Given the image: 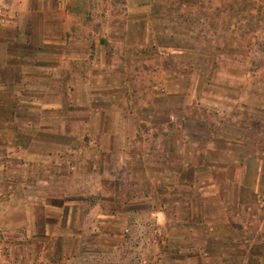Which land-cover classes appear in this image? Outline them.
Returning a JSON list of instances; mask_svg holds the SVG:
<instances>
[{
  "label": "rangeland",
  "instance_id": "obj_1",
  "mask_svg": "<svg viewBox=\"0 0 264 264\" xmlns=\"http://www.w3.org/2000/svg\"><path fill=\"white\" fill-rule=\"evenodd\" d=\"M90 3L73 121L0 124V264H235L245 224L264 263V0Z\"/></svg>",
  "mask_w": 264,
  "mask_h": 264
},
{
  "label": "crops",
  "instance_id": "obj_2",
  "mask_svg": "<svg viewBox=\"0 0 264 264\" xmlns=\"http://www.w3.org/2000/svg\"><path fill=\"white\" fill-rule=\"evenodd\" d=\"M90 1L0 0V107H6L8 110L5 116H0V124L8 127L9 132L17 129L28 130L29 125L23 127L16 123L32 121L26 117L30 110L40 112L37 116L40 125L33 128V137L26 138L24 130L19 134L25 135H17V140L28 139L25 143L19 141L17 147L20 150L43 143L44 138L54 134L47 129L48 124L44 122L41 113L57 108H69L67 116L73 121L75 77H78L80 68L81 72L84 68H89L88 63L82 64L84 60L93 56L99 58L101 55L100 52L95 54L94 51L83 50L78 46L75 49V44L90 41L89 37L88 40L86 38L89 27L87 20L89 21L93 12ZM214 63L211 62V66ZM68 97L70 100L65 102L64 99L67 100ZM245 153L247 151L241 153L242 156L238 157L235 163L244 165ZM229 154L232 155L233 151ZM230 166L229 162L224 166L207 167L227 171ZM220 185L221 180L212 178L201 188V192L207 187L217 188ZM253 192L261 201L260 194L256 190ZM211 194L212 192L210 196L216 195ZM202 196L208 195L201 194ZM240 200L242 202L243 199ZM28 220L31 228L35 226L34 214L29 213ZM232 229V243H224L222 248L240 250L241 254L238 253L232 260L235 264H249L250 251L254 247V244L248 242V235L246 236L249 227L245 224ZM258 232H262L264 238V229L259 227ZM261 244L264 247V239ZM198 249L202 251V247ZM255 259L256 264H260V260Z\"/></svg>",
  "mask_w": 264,
  "mask_h": 264
},
{
  "label": "trees",
  "instance_id": "obj_3",
  "mask_svg": "<svg viewBox=\"0 0 264 264\" xmlns=\"http://www.w3.org/2000/svg\"><path fill=\"white\" fill-rule=\"evenodd\" d=\"M222 190H223V188H222ZM225 196V195H224Z\"/></svg>",
  "mask_w": 264,
  "mask_h": 264
}]
</instances>
